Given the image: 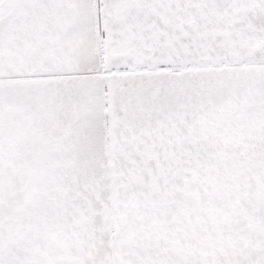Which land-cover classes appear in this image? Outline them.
<instances>
[{
	"label": "snow or ice",
	"instance_id": "snow-or-ice-1",
	"mask_svg": "<svg viewBox=\"0 0 264 264\" xmlns=\"http://www.w3.org/2000/svg\"><path fill=\"white\" fill-rule=\"evenodd\" d=\"M0 264H264V0H0Z\"/></svg>",
	"mask_w": 264,
	"mask_h": 264
}]
</instances>
